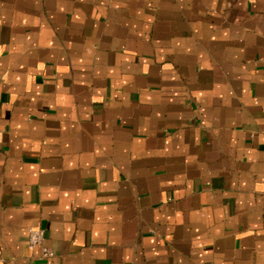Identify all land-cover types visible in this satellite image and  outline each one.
<instances>
[{"label":"crops","instance_id":"0c3cea01","mask_svg":"<svg viewBox=\"0 0 264 264\" xmlns=\"http://www.w3.org/2000/svg\"><path fill=\"white\" fill-rule=\"evenodd\" d=\"M0 264H264V0H0Z\"/></svg>","mask_w":264,"mask_h":264},{"label":"built area","instance_id":"2783aa9c","mask_svg":"<svg viewBox=\"0 0 264 264\" xmlns=\"http://www.w3.org/2000/svg\"><path fill=\"white\" fill-rule=\"evenodd\" d=\"M28 245L31 250L38 251L40 258H52L55 252L46 244V230L44 228H31L28 236Z\"/></svg>","mask_w":264,"mask_h":264}]
</instances>
